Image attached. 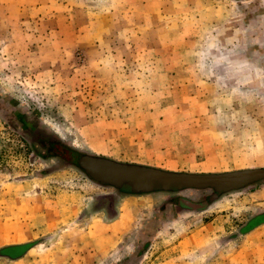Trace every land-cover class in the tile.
<instances>
[{
  "label": "rangeland",
  "instance_id": "374dc122",
  "mask_svg": "<svg viewBox=\"0 0 264 264\" xmlns=\"http://www.w3.org/2000/svg\"><path fill=\"white\" fill-rule=\"evenodd\" d=\"M24 1L27 11L0 15V110L37 117L75 147L93 152L90 141L106 140L125 148L126 123L138 125L131 116L165 106L169 83L196 72L217 84L211 117L196 124L205 145L215 144L202 155L201 140L192 142L175 171L264 165V0ZM110 117L116 137L104 124ZM23 134L0 115V264H264V224L244 232L264 217V181L201 209L166 201L199 202L210 189L119 198L75 168L36 157ZM126 203L130 223L117 242L105 251L87 245L89 226L110 222L101 208L118 217ZM20 244L32 246L23 259L5 255Z\"/></svg>",
  "mask_w": 264,
  "mask_h": 264
},
{
  "label": "crops",
  "instance_id": "0c3cea01",
  "mask_svg": "<svg viewBox=\"0 0 264 264\" xmlns=\"http://www.w3.org/2000/svg\"><path fill=\"white\" fill-rule=\"evenodd\" d=\"M26 4L28 2L24 0H0V15H4V20L9 21L10 17L15 15V11L19 13L27 11ZM7 30H9V27ZM190 66L189 64L185 69L190 70ZM183 68L181 67V69ZM168 69L171 70L172 67H168ZM194 69L192 67V70ZM168 81H171V78H168ZM216 91L217 84L215 81L197 77L196 72L182 78L179 84H172L170 82L168 88L163 90V97L161 96V98L167 100L165 106L161 108L146 107L145 110L131 116L138 119L137 127H133V124L129 121L126 123L128 129H123L122 134L125 132L124 135H129L130 139L127 141L126 144H129L125 148L123 145L126 141L121 142L122 145L119 146L120 148H117L111 145L110 142H106V140L99 142H96V140L94 142L90 141V148H93V152L97 154L107 155L120 161L129 162L128 160H131L130 163L140 164L139 162H141L146 165L175 171L177 170L175 169L177 166L188 159V154L186 153H188L189 146H194L192 142H196L195 140H201L199 145L205 146L201 150L202 155H204V152L205 154L208 153L211 150V146H214L215 143L213 141L208 146L205 145L203 140H206L207 134L205 135L199 127H196L198 126L196 124L201 120L204 121V119L211 117L210 101ZM110 116H113V114ZM117 122L118 119L112 117L104 121V124L107 125L106 129H108V133H112L113 137L117 136L114 133L118 124ZM96 124L99 125L98 123ZM124 153L128 156L127 160L124 159ZM140 159L143 161H140ZM193 189L200 188L194 187ZM133 196L128 195L126 198L132 199ZM177 202L179 206L189 207L183 201L180 203V200H177ZM190 202L196 203L195 201ZM128 210L129 203L123 204L118 217L115 219L110 220V222L96 220V222L92 223L86 234V239L88 240L86 244L92 245L98 251H105L111 248L114 242H117L119 233L130 223ZM22 245L26 244L12 247L17 249L18 246ZM30 249L20 253L19 257H16L14 260L19 261L23 259L21 255H25ZM239 250L244 249L241 247ZM250 253L245 254V256L249 257ZM91 254V251L86 252L87 256ZM13 256L15 257L16 255Z\"/></svg>",
  "mask_w": 264,
  "mask_h": 264
},
{
  "label": "trees",
  "instance_id": "16d2710c",
  "mask_svg": "<svg viewBox=\"0 0 264 264\" xmlns=\"http://www.w3.org/2000/svg\"><path fill=\"white\" fill-rule=\"evenodd\" d=\"M0 115L14 129L22 128L23 135L32 145L33 154L36 157L44 160H57L59 169L75 168L93 183L116 189L119 198L123 195H143L160 191L178 192L194 187L210 190L216 188V191L204 199L205 205H208V202H212L211 197L215 194L219 198V194L224 193V191L264 181V167L223 173L190 174L151 165L120 161L107 155L75 147L71 141L59 136L50 127L39 121L37 117L17 111L16 107L3 104ZM186 175L200 176L206 179L197 182L179 181L180 177ZM221 185L226 186L221 187ZM101 197L111 198L109 202L118 199L117 195H102ZM177 199L180 202L187 200L182 197ZM177 199L170 197L166 203L179 206ZM101 209L108 211L110 220L117 217L116 212L115 214L111 213L110 206L106 205Z\"/></svg>",
  "mask_w": 264,
  "mask_h": 264
},
{
  "label": "water",
  "instance_id": "95a60500",
  "mask_svg": "<svg viewBox=\"0 0 264 264\" xmlns=\"http://www.w3.org/2000/svg\"><path fill=\"white\" fill-rule=\"evenodd\" d=\"M200 180H204V178L200 177V176H192V175H186V176H182L179 178V181L181 182H197V181H200ZM218 195L215 194L211 197V201H214L215 198H217ZM186 203L187 206H191L192 209H201V208H197V203H193V202H190V201H184ZM264 222V217H257L255 218L254 220H252L248 225L247 227L244 229V232H247V231H250L252 230L253 228H255L256 226L262 224ZM32 246L30 244H27V245H22V246H18L17 250H18V253L16 254L15 257H19L20 253L22 252H25L26 250L30 249Z\"/></svg>",
  "mask_w": 264,
  "mask_h": 264
},
{
  "label": "flooded vegetation",
  "instance_id": "af4514ba",
  "mask_svg": "<svg viewBox=\"0 0 264 264\" xmlns=\"http://www.w3.org/2000/svg\"><path fill=\"white\" fill-rule=\"evenodd\" d=\"M206 178H204V180H205ZM226 185H228V184H226ZM226 185H223L224 187L226 186ZM222 185H221V187H223ZM219 188H220V186H219ZM211 191H212V193L214 192V191H216V188H212L211 189ZM181 203V202H180ZM197 203V208H201V207H203L204 205H205V203H206V201L205 200H202V201H199V202H196ZM190 208H192L191 206H190ZM14 248H10V247H8L7 249H5L4 250V253H5V255H7V256H13V255H11L12 254V252H11V250H13Z\"/></svg>",
  "mask_w": 264,
  "mask_h": 264
}]
</instances>
